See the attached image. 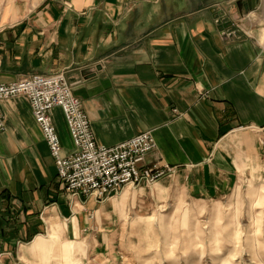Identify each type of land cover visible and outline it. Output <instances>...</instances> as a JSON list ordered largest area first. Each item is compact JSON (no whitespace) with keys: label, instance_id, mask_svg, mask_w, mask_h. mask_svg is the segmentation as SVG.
Wrapping results in <instances>:
<instances>
[{"label":"crops","instance_id":"crops-1","mask_svg":"<svg viewBox=\"0 0 264 264\" xmlns=\"http://www.w3.org/2000/svg\"><path fill=\"white\" fill-rule=\"evenodd\" d=\"M239 1L0 0V85L63 72L98 145L152 132L147 163L174 168L161 184L223 198L264 166V134L251 129L264 128V47L242 28L264 0L254 11L243 0V17ZM0 111V264H53L59 243L65 264H79V239L112 218L125 189L70 196L29 102L0 101ZM52 115L72 155L63 111Z\"/></svg>","mask_w":264,"mask_h":264},{"label":"rangeland","instance_id":"rangeland-1","mask_svg":"<svg viewBox=\"0 0 264 264\" xmlns=\"http://www.w3.org/2000/svg\"><path fill=\"white\" fill-rule=\"evenodd\" d=\"M242 28L264 47V6ZM113 201L116 211L107 212L116 214L79 239V264H264V166L219 199H191L158 182ZM50 261L66 263L60 243Z\"/></svg>","mask_w":264,"mask_h":264},{"label":"built area","instance_id":"built-area-1","mask_svg":"<svg viewBox=\"0 0 264 264\" xmlns=\"http://www.w3.org/2000/svg\"><path fill=\"white\" fill-rule=\"evenodd\" d=\"M235 31L228 27L224 35ZM25 98L35 121L56 161L58 179L72 196L104 200L126 188L152 186L174 173L162 163H147L156 147L152 132L142 133L114 147L96 142L92 123L84 104L75 94L63 72L33 75L18 82L0 85V101ZM60 108L65 116L76 151L64 155L53 111ZM264 134V128H251ZM5 131V117L0 111V132Z\"/></svg>","mask_w":264,"mask_h":264},{"label":"water","instance_id":"water-1","mask_svg":"<svg viewBox=\"0 0 264 264\" xmlns=\"http://www.w3.org/2000/svg\"><path fill=\"white\" fill-rule=\"evenodd\" d=\"M259 4H260V0H248V7H249L252 11L256 10V9L258 8ZM243 5H244L243 0H240V1L237 3V6H238V8H239V11H240V14H241L242 17L245 16V15H244V12H243V9H244ZM230 13H231V11H230ZM225 16H226V15H225ZM235 19H236V17H235Z\"/></svg>","mask_w":264,"mask_h":264}]
</instances>
